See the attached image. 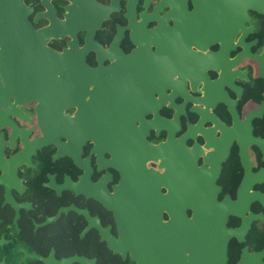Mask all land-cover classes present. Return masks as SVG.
<instances>
[{
	"label": "flooded vegetation",
	"instance_id": "obj_1",
	"mask_svg": "<svg viewBox=\"0 0 264 264\" xmlns=\"http://www.w3.org/2000/svg\"><path fill=\"white\" fill-rule=\"evenodd\" d=\"M23 4L45 48L81 54L55 63L64 81L53 86L37 81L23 92L0 76V264H135L86 229L87 216L117 237L112 214L91 194L112 193L141 162L163 172V157L135 161L129 151L167 143L169 160L172 142L179 156L190 150L186 164L208 172L218 202L253 194L249 227L229 240L227 264H264V0ZM51 66L37 65L43 76ZM93 69L104 71L101 88L88 83ZM44 93L53 94V112ZM95 102L103 106L104 149L88 136ZM241 222L229 215L226 226Z\"/></svg>",
	"mask_w": 264,
	"mask_h": 264
},
{
	"label": "water",
	"instance_id": "obj_2",
	"mask_svg": "<svg viewBox=\"0 0 264 264\" xmlns=\"http://www.w3.org/2000/svg\"><path fill=\"white\" fill-rule=\"evenodd\" d=\"M27 11L23 0H0V64L6 66L0 76L23 92L28 83L31 86L40 81L39 86L47 87L64 81L63 76H56L55 63L64 64L69 54H81V50L55 54L45 48L43 32L33 30L26 18ZM77 63L80 70L82 62ZM38 64H51L48 69L50 75L43 76ZM103 72L102 69H93V80L89 79L88 83L103 87ZM82 80L87 78L81 77L79 81ZM36 89L29 87V94ZM40 96L41 102L52 105L53 112V101L47 98L53 94ZM92 111L97 120L89 127L88 136L98 140L99 148L104 149L102 104L95 102ZM56 115L60 116V111ZM249 141L260 145L257 139ZM172 143L175 146L171 157H167L169 160H165L167 143L157 147L144 145V153L139 148L129 151L135 161L144 159V155L155 160L163 157L158 164L163 172L148 169L141 162L132 172L126 170L121 174L119 184L112 193L104 190L91 194L112 214L117 237L109 233L108 227L102 230L96 219L91 220L87 216L86 229H96L100 240L112 254H119L122 259L128 257L135 264H227L228 242L233 237L240 240L248 229L249 218L244 216V211L247 200L254 196L246 192V201L238 198L232 202L225 197L218 202L216 192L219 189L214 185L212 187V182L205 181L208 172L198 168L195 162L186 164L183 156L190 150L184 149L185 153L179 156L178 142ZM162 188L167 190L166 194ZM163 214H166L167 220H164ZM229 215L242 218L239 228L226 226ZM76 261L92 263L80 258Z\"/></svg>",
	"mask_w": 264,
	"mask_h": 264
}]
</instances>
